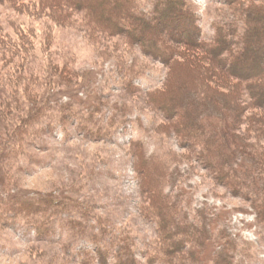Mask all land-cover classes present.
Returning <instances> with one entry per match:
<instances>
[{"label": "rangeland", "instance_id": "374dc122", "mask_svg": "<svg viewBox=\"0 0 264 264\" xmlns=\"http://www.w3.org/2000/svg\"><path fill=\"white\" fill-rule=\"evenodd\" d=\"M115 1L104 0L103 7L113 9ZM193 1L206 36L212 38L216 18L220 13L232 14V5L227 0ZM245 1L259 7L252 9L258 11V23L264 24V11H259L264 9V0ZM142 2L147 11L154 8V0ZM0 20L6 24V32L17 38L21 54L31 55L16 73L18 83L5 85L10 91L3 105L8 108L0 109V124L4 120L25 122L31 101L37 95L44 98L52 84L58 88L41 103L38 117L26 118L24 138L16 135L5 146L0 142V264H82L83 252L95 247L100 236L110 233L112 238L124 232L133 237L140 264H148L156 255L161 234L158 221L148 217L146 210L151 199L146 192L148 182L143 181L146 169L138 160L144 152V145L138 142L141 139L148 156H166L172 161L168 191L174 202V197L185 199L193 222L205 219L212 232L223 229L247 243L243 246L252 257L240 253L237 262L264 264V221L257 216V198L220 178L173 130L164 132L157 124L165 116L152 103L150 90L163 86L169 71H176L177 66L127 35L113 37L107 47L95 46L86 31L74 28L58 13L40 17L33 9L18 12L9 2L0 1ZM31 26L37 33L33 36L36 45L30 48L22 29L29 34ZM170 30L159 35L161 43L184 46L174 37L179 29ZM4 46L5 52L11 48ZM67 69L74 77L72 86L51 80ZM180 74L177 83L188 84V69L182 68ZM17 85L21 94L13 93ZM7 130L10 135L15 132L10 127ZM250 138H258L264 146V134ZM259 174L264 175V170L257 166L253 175ZM260 188L264 190V180ZM13 195H37L43 204L50 197L56 204L65 198L71 207L79 202L89 211L86 217L77 209L75 214L83 223L76 224L71 211L64 210L56 229L39 234L31 227L32 217L39 211L23 215V210H12L7 198Z\"/></svg>", "mask_w": 264, "mask_h": 264}, {"label": "trees", "instance_id": "16d2710c", "mask_svg": "<svg viewBox=\"0 0 264 264\" xmlns=\"http://www.w3.org/2000/svg\"><path fill=\"white\" fill-rule=\"evenodd\" d=\"M0 1L9 2L18 12L33 9L40 17L45 13L63 15L68 24L86 31L91 42L98 47L109 46L117 35H127L132 40L142 41L147 50L177 66L176 71H169L163 86H153L150 90L152 103L165 116L160 122L157 120V124L164 132L173 130L180 142L196 152L205 166L217 172L220 178L240 188L245 195L257 198L260 209L257 216L264 221V190L260 188L264 175H253L257 166L264 170V146L258 138H250L264 134V24L258 23V11L252 9L256 6L254 3L227 0L232 5V14L218 15L216 33L209 38L193 0H154L151 11L144 9L142 0H117L112 4L113 9L103 7L104 0ZM171 27L179 29L174 37L184 46L172 41L161 43L159 35ZM22 33L29 37L24 40L27 46L36 45L33 38L37 33L35 27L31 26L29 34L25 29ZM16 39L6 32V24L0 20V109L6 108V111L8 107H4L3 102H6L5 96L10 90L5 85L16 82V73L27 64L26 60L31 59V55L21 54ZM117 43L114 46L118 48ZM5 44L11 46L7 52L4 51ZM21 55L23 57L19 58ZM182 68L188 69L191 76L186 85L176 80ZM51 80L60 81L65 86L75 83L68 69L60 78ZM30 83L35 84L34 81ZM57 90L52 84L44 98L37 95V99L31 101L30 117H38L39 108ZM33 91L35 94V88ZM13 93L21 94L20 86L17 85ZM27 117L23 123L4 120L0 124L2 145L14 141L16 135L24 138ZM246 124L249 127L245 128ZM8 127L15 131L12 135ZM138 142L144 145V152L138 155V160L146 169L143 181L148 182L146 192L151 199L146 210L148 217L158 221L161 234L156 255L148 264H241L243 261L237 262L240 253L252 257L250 249L243 246L244 242L225 230L216 234L207 227L205 219L202 226L200 220L198 226L193 222L185 199L174 197V202L171 191H168L172 161L166 156H148L144 141ZM50 198L48 204H43L37 195H13L7 199L12 210H23L20 214L39 211V215L32 217L34 224L31 226L39 234L50 228L56 229L59 215L64 210L71 211L72 221L76 224L83 223L75 214L77 209L87 217L89 210L84 204L77 202L71 207L65 198L56 200L57 204ZM113 237L110 233L100 236L102 242L99 240L95 247L83 252L82 264H140L131 234L117 233ZM212 249H216L213 254Z\"/></svg>", "mask_w": 264, "mask_h": 264}]
</instances>
